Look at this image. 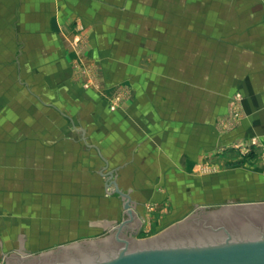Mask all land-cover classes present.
<instances>
[{
	"label": "crops",
	"instance_id": "1",
	"mask_svg": "<svg viewBox=\"0 0 264 264\" xmlns=\"http://www.w3.org/2000/svg\"><path fill=\"white\" fill-rule=\"evenodd\" d=\"M240 9L244 7L232 4L217 12L232 16ZM204 10L199 3L195 12ZM185 12L168 0H0V61H6L0 64V119H6L0 127L2 135H12L13 141L11 146L0 148V211L1 207L6 211L0 212V259L10 257L3 255L8 243L13 252L21 253L20 258H26L27 243L36 242L27 237L46 236V228L55 230L46 227L47 222L41 223L52 201L41 193L60 188L68 167L76 173L80 166L92 169L95 161H102L119 175L132 173L136 179L144 173L141 182L153 187L159 173H174L172 181L180 183L200 168L199 182H205L207 178L200 171L206 164L201 163L217 153L224 139L215 124L227 111L229 95L234 91L243 95V116L229 137L264 143V75L254 77L252 47L236 51L234 36L218 34L220 49L212 51L203 41L208 35L175 33L176 27L191 25V16ZM234 20L224 21L233 26ZM76 21L85 27L87 57L97 60L104 90L125 85L131 96L117 111L101 114L98 104L90 101L96 94L94 89H84L72 79L62 80L61 85L75 86L76 92L87 94L86 107L91 109L87 119L94 124L96 113L98 124L102 119L100 143L82 152L46 148L40 142L25 145V135H31L33 125L30 102L14 100L9 94L28 92L32 81L47 83L52 67L58 70L55 75L65 76L67 71L58 65L69 60L66 36ZM191 43L197 46L191 47ZM225 44L232 46L229 52ZM211 56L214 66L208 65ZM258 68L264 71V63ZM42 109H48L45 103ZM89 132L87 138L91 139L94 135ZM34 133L38 141L45 135L40 128ZM255 177L264 180V176ZM26 192L28 195L23 196ZM22 205H30L28 212ZM31 213L33 216L26 217ZM18 216L31 219L38 228H26L25 221L15 229ZM111 224L105 217L89 223L92 229Z\"/></svg>",
	"mask_w": 264,
	"mask_h": 264
},
{
	"label": "rangeland",
	"instance_id": "2",
	"mask_svg": "<svg viewBox=\"0 0 264 264\" xmlns=\"http://www.w3.org/2000/svg\"><path fill=\"white\" fill-rule=\"evenodd\" d=\"M168 1L176 7L184 8L185 13L189 12L191 16L189 19L191 25L176 27L175 33L182 35L184 33L190 37L199 34L208 35L203 41L208 50L212 51H215L216 47L220 49L216 35L234 36L236 41L233 40V45L231 43L234 50L241 51L252 47L250 52L254 57L249 56L253 58L250 61L253 63L252 72L254 77H263L264 71L258 66L264 63V0ZM198 2L205 7V10L199 14L195 12ZM232 4L243 6L244 9H240L237 13L234 12L232 16L230 13L228 15L224 12H217L224 7H232ZM216 19L218 21L214 22ZM226 19H235L236 24L231 26L224 21ZM66 41L65 48L70 53V57L62 65H58L63 66L62 69L67 71L65 76L55 75L58 70L52 67L50 70L52 75H49L47 83L43 81L39 85L38 81H32L33 85L30 86L28 92L26 89L15 92L12 95L9 94V98L30 102L29 110L32 113L31 123L33 125L30 127L31 135H25L27 137L25 145L27 142L30 144L40 142L46 148L61 147L64 152L67 151L66 149L82 152L92 147L93 143L95 145L100 143L102 134L98 130L103 129L102 119L98 124L99 114L96 113L97 120L91 124L87 119V114H91V109L86 107L87 94L81 90L76 92L75 86L71 89L69 85L71 81H69V86L61 85V81L72 79L80 83V87L84 89L89 87L94 89L96 94L93 99L89 100L98 104L101 114L102 111L112 112L123 107L131 93L125 85H116L111 87L110 91L104 90L97 60L87 57L86 30L80 21L74 23L66 36ZM247 42H249L248 45ZM194 46L197 45L191 43V47ZM223 46L228 52L232 48L228 44ZM5 62L0 61V64ZM210 64L214 66L213 56L208 59V65ZM242 100L243 95L240 91L232 92L228 98L227 111L215 124L217 132L224 135V139L218 145L217 153L206 157L201 163V165L206 164V168L202 167L200 171L207 178L205 182L202 180L199 182L200 168L198 171L191 172L190 179L180 183L172 181L174 173H155L158 174L155 177L158 181L157 186L154 187L141 182L145 176L144 173H140L141 176H137L136 179L132 173L122 172L119 175L116 171L108 170V165L102 164V161H95L92 169L89 166H80L76 173L72 172L70 167L67 171L64 169L62 186L57 189L47 188L44 193H41L48 197V201L52 199L47 206V218L42 219L41 223L47 222L46 227H52L62 233L56 232L55 234V230L46 228L49 233L46 236L30 235L27 238L34 239L36 242L32 245L27 243L28 250L24 251L25 256H38L58 246L99 240L112 234L114 229L129 219L124 207V202L127 200L124 194L128 195L130 209L140 222L137 233L133 235L135 240L155 237L171 226L181 223L199 208H204L205 212H209L216 211L222 206L264 203V180L255 179V176H264V152L258 151L264 148V143L254 138L231 140L229 137L242 119ZM44 103L48 107L45 111L42 109ZM5 122V118L0 119L1 125H5ZM38 128L45 133L39 141L34 136V131ZM88 131H90L89 135H94L93 138H87ZM10 139L12 135H2L0 127V148L11 146L10 142L13 141ZM95 156L98 157L97 152ZM68 159L71 160L72 157ZM220 168H223V171H216ZM130 177L133 178L132 181L129 180ZM24 195H28V192L23 193ZM22 207L25 209L24 212L30 209V205H22ZM1 210H5L4 207H1ZM27 215L33 216L32 213L26 214V217ZM103 217L110 218L111 227L105 229L90 227V221ZM25 221H27L26 228L35 225L34 222H30L31 219L26 220L18 216L14 228H20ZM33 228H38L37 224ZM50 230L53 234L49 232ZM10 254L21 255L19 252H13L8 243L3 255L10 256ZM5 261V258L0 259V264H4Z\"/></svg>",
	"mask_w": 264,
	"mask_h": 264
},
{
	"label": "water",
	"instance_id": "3",
	"mask_svg": "<svg viewBox=\"0 0 264 264\" xmlns=\"http://www.w3.org/2000/svg\"><path fill=\"white\" fill-rule=\"evenodd\" d=\"M131 220L100 239L73 243L34 257L10 254L4 264H264V203L197 209L159 235L135 240Z\"/></svg>",
	"mask_w": 264,
	"mask_h": 264
}]
</instances>
